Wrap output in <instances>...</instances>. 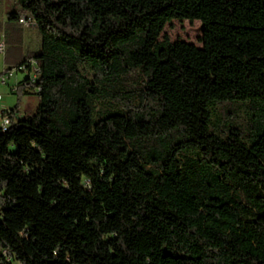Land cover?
<instances>
[{"label":"trees","instance_id":"16d2710c","mask_svg":"<svg viewBox=\"0 0 264 264\" xmlns=\"http://www.w3.org/2000/svg\"><path fill=\"white\" fill-rule=\"evenodd\" d=\"M0 40L39 96L0 128V264H264V0H15Z\"/></svg>","mask_w":264,"mask_h":264},{"label":"rangeland","instance_id":"374dc122","mask_svg":"<svg viewBox=\"0 0 264 264\" xmlns=\"http://www.w3.org/2000/svg\"><path fill=\"white\" fill-rule=\"evenodd\" d=\"M15 0H0V18L3 21L7 20V12L11 10L13 7L11 5L14 4ZM4 16V17H3ZM24 29H26V43L29 44L32 48H37L40 42V38L38 36V33L34 26H32L30 23H23ZM165 31L171 36L172 40L180 39L187 41L189 43H194L197 46H201V43L199 41V38L201 37L202 31H201V22L199 20L189 21H177L174 20L171 24H168L165 28ZM5 64L4 61V55L0 52V67ZM34 73H36V68H34ZM16 73H26L25 71L20 72L17 71ZM2 75L0 74V79ZM12 80V78H11ZM10 81V79H9ZM7 86L0 85V91L3 93L6 91ZM9 97V101L20 102V108L23 112L26 114H32L35 112L38 104H39V96L37 94V90L33 89L29 94H20L14 92V93H8L4 94V96ZM20 98V100H19Z\"/></svg>","mask_w":264,"mask_h":264},{"label":"crops","instance_id":"0c3cea01","mask_svg":"<svg viewBox=\"0 0 264 264\" xmlns=\"http://www.w3.org/2000/svg\"><path fill=\"white\" fill-rule=\"evenodd\" d=\"M15 6V1H14V4L11 5V7H14ZM10 11V10H9ZM9 11L7 12V14L9 13ZM4 17V16H3ZM0 18H2V16H0ZM32 25V24H31ZM33 26V25H32ZM26 29H24V33H23V44H24V47H28V48H32L29 46V44L26 43ZM39 45H40V42H39ZM38 45V46H39ZM38 48V47H37ZM32 49H36V48H32ZM3 55H4V52H2ZM5 59V57H4ZM5 61V60H4ZM10 61V60H9ZM10 64L9 63H6L3 64L1 67H0V74L2 75V73L4 72L5 69L9 68ZM20 72H23V71H20ZM12 78V80H11ZM27 78V73H15L10 77V81H8L6 84H3L1 83L0 81V85L2 86H7L6 88V91L3 93L2 91H0V95H1V99H0V110L1 111H9L12 107L15 106L16 102L12 101L10 102L9 101V97L6 95L4 96V94H8V93H14L15 91H12V88H16L19 86V83L23 80H25ZM25 91H29L31 92L32 90L26 86L25 87ZM26 95V94H24ZM26 113L23 112L20 108V104H19V109H18V112H17V116H22V115H25Z\"/></svg>","mask_w":264,"mask_h":264},{"label":"built area","instance_id":"2783aa9c","mask_svg":"<svg viewBox=\"0 0 264 264\" xmlns=\"http://www.w3.org/2000/svg\"><path fill=\"white\" fill-rule=\"evenodd\" d=\"M20 22L22 23H29L27 22L23 17L20 19ZM5 51V43L3 40H0V52H4ZM34 63V62H33ZM35 68V67H34ZM25 70V66H21L19 69H13L11 71H9L8 73L2 74V77L0 79L1 83L6 84L10 77L17 71H24ZM30 77L34 78L35 77V73L34 71H32L30 73ZM12 91H16V88H12ZM0 99H1V95H0ZM8 111H1L0 110V128L2 130H6L9 126H10V118L8 116Z\"/></svg>","mask_w":264,"mask_h":264}]
</instances>
